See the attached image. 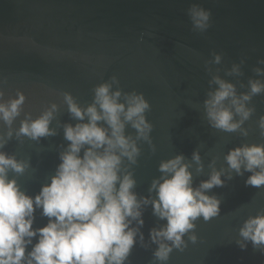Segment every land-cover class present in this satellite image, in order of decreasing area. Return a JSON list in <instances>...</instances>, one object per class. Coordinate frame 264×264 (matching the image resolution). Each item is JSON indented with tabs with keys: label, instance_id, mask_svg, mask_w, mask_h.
<instances>
[{
	"label": "water",
	"instance_id": "water-1",
	"mask_svg": "<svg viewBox=\"0 0 264 264\" xmlns=\"http://www.w3.org/2000/svg\"><path fill=\"white\" fill-rule=\"evenodd\" d=\"M200 11L208 15L203 27L194 15ZM216 79L233 85L235 98L250 110L244 119L231 97L223 102L239 124L235 131L209 118L206 102L219 89ZM257 82L264 86V0H0V104L25 98L10 124L0 119V153L24 165L20 173L9 169L7 179L26 196L35 200L57 175L71 146L66 127L89 123L87 116L74 117L67 96L82 111L95 105L101 112L96 89L107 84L126 109L133 95L149 105L145 135L121 116L123 136L137 149L133 158L115 150L116 188L130 176L141 213L127 218L126 230L135 235L124 264H264V245L240 234L249 218L264 215V185H246L253 173L243 167L237 173L226 160L236 148L264 146V90L251 91ZM47 112L52 134L33 139L20 133L24 122ZM97 126L111 137L106 121ZM89 148L83 145L79 157ZM177 157L188 166L193 189L214 173L223 182L204 191L219 202L218 214L192 221L179 247L151 235L168 223L154 213L153 183L171 178L160 166ZM34 209L33 230L45 227L49 218L42 207ZM38 241L32 238L26 256ZM160 243L171 248L163 261L155 256Z\"/></svg>",
	"mask_w": 264,
	"mask_h": 264
},
{
	"label": "clouds",
	"instance_id": "clouds-1",
	"mask_svg": "<svg viewBox=\"0 0 264 264\" xmlns=\"http://www.w3.org/2000/svg\"><path fill=\"white\" fill-rule=\"evenodd\" d=\"M194 15L198 18L197 25L203 27L202 22L208 19V15L202 11ZM215 82L219 89L206 102L209 118L215 127L235 131L239 124L232 122L233 114L223 102L231 97L236 113L244 119L248 118L250 110L235 98L233 85L219 79ZM262 90L264 86L252 83L253 94ZM120 95V92L110 94V85L107 84L97 88L95 103L101 112L95 105L82 111L70 96L66 97L74 117L83 120L87 116L89 123L75 128L66 127L65 136L71 141L70 150L61 157L62 164L51 184L43 187L35 200L21 192L14 180L7 179L9 169L20 173L24 165L0 153V264H124L135 235L134 231L126 230L131 222L127 218L137 219L141 213L138 210L140 204L130 191L134 184L130 176H125L119 189L116 188L120 156L115 154V150L119 149L121 155L129 159L137 152L134 144L123 136V121L132 122L141 135H145L150 126L143 116L149 107L143 97H127L126 109L124 104L118 103ZM24 99L20 94L18 99L0 104V119L10 124L19 115ZM242 99L247 101L250 96L245 95ZM51 116L52 113L47 112L31 124L24 122L20 133L33 139L52 134L48 127ZM100 120L110 126L111 137L97 126ZM261 127L264 128V118ZM85 144L90 148L80 158L78 154ZM102 147L103 152H98ZM182 159L177 157L162 163L161 172L170 173L171 178L153 183V189L157 191V199L152 201L154 213L168 223L164 229L154 230L152 239L157 243L161 239L172 241L175 247L181 245L182 235L194 227L192 221L199 216L207 220L218 214L219 202L204 195V191L223 183L220 173H214L199 189H193L191 174L188 166L182 164ZM194 159L199 161V156L194 154ZM226 160L237 173L242 167L253 173L246 185H264V146L236 148L229 152ZM34 204L42 207L43 215L49 218L45 227L35 230L32 228ZM139 222L143 223L142 220ZM240 234L253 245H264V215L249 218ZM37 235L38 243L26 256L27 246ZM170 251V247L160 243L155 256L163 261Z\"/></svg>",
	"mask_w": 264,
	"mask_h": 264
}]
</instances>
